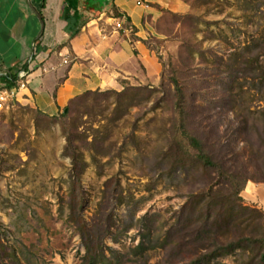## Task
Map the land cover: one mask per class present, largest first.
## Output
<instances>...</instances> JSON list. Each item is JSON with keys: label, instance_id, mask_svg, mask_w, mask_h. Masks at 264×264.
<instances>
[{"label": "rangeland", "instance_id": "rangeland-1", "mask_svg": "<svg viewBox=\"0 0 264 264\" xmlns=\"http://www.w3.org/2000/svg\"><path fill=\"white\" fill-rule=\"evenodd\" d=\"M153 7L156 80L85 92L54 116L17 101L0 112V264H80V200L109 264H190L264 233L251 200L264 184V0ZM181 127L246 180L237 196L178 148ZM243 247L219 260L256 264L258 248Z\"/></svg>", "mask_w": 264, "mask_h": 264}, {"label": "crops", "instance_id": "crops-1", "mask_svg": "<svg viewBox=\"0 0 264 264\" xmlns=\"http://www.w3.org/2000/svg\"><path fill=\"white\" fill-rule=\"evenodd\" d=\"M160 3L165 0H0V86H12L40 55L46 70L32 72L17 102L54 116L85 92L153 82L160 65L147 46L146 25ZM115 13L126 17L133 37L113 30ZM251 196L264 209V184Z\"/></svg>", "mask_w": 264, "mask_h": 264}, {"label": "trees", "instance_id": "trees-1", "mask_svg": "<svg viewBox=\"0 0 264 264\" xmlns=\"http://www.w3.org/2000/svg\"><path fill=\"white\" fill-rule=\"evenodd\" d=\"M116 17H119L120 14L116 13ZM78 31L76 30L75 33ZM177 86V81H174ZM178 90V96L180 98L179 103L182 99L180 89L177 86ZM67 108H65L66 110ZM184 127V126H183ZM182 129V127H181ZM181 136L177 139L179 141L176 143L178 148H181L183 151H186V154H189L188 151L193 149L195 153L192 155L194 158L193 161H195L197 164H200L204 168H218L221 170L222 175L225 176L231 183L235 184V191L234 195L237 196L240 192V190L245 187L246 180L243 178L239 181L235 180V175L229 171L228 169L224 168V165L222 163H219L214 160V158L206 152L205 145L203 141L191 133H188V131L183 128L181 130ZM186 149V150H185ZM81 202L77 201V204L75 205V208L73 209L74 213H77L79 217V225L78 230L82 237V242L85 246V253L81 258L80 264H109L108 258L106 254L104 253V244L103 239L106 235H98L93 232V229L90 227H87L85 224L83 218L80 215V211L78 210L81 206ZM219 202L216 200H213L208 205V208H211L213 206L218 205ZM210 216V212L208 213L207 217ZM109 234V233H108ZM107 234V235H108ZM247 244L250 246H254L258 248V255L259 259L256 264H264V233L261 235H252L249 237H243L238 238L236 240H229L226 243H222L221 245L217 246L213 250H207L205 252H202L198 257L192 260L190 264H226L219 260L220 257L230 255L234 253L237 249H244L243 244ZM254 259V258H253ZM251 260L248 262V264H251ZM17 264H20L19 261H17Z\"/></svg>", "mask_w": 264, "mask_h": 264}, {"label": "built area", "instance_id": "built-area-1", "mask_svg": "<svg viewBox=\"0 0 264 264\" xmlns=\"http://www.w3.org/2000/svg\"><path fill=\"white\" fill-rule=\"evenodd\" d=\"M113 30L123 33L129 38L133 37L135 34L133 27L127 23L126 17L124 16L114 17ZM42 61L43 58L40 55H36L34 61L18 72L12 86H0V112L18 100L20 91L27 87L32 72L41 67L40 64ZM64 62L67 61L64 60ZM41 69L43 71L46 70L44 67H41Z\"/></svg>", "mask_w": 264, "mask_h": 264}]
</instances>
